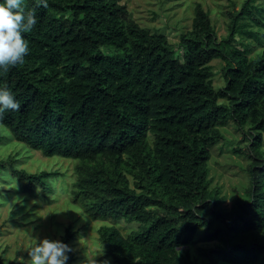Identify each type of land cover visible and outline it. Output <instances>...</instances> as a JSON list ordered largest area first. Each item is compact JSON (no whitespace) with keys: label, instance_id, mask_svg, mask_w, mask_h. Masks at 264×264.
Returning <instances> with one entry per match:
<instances>
[{"label":"trees","instance_id":"16d2710c","mask_svg":"<svg viewBox=\"0 0 264 264\" xmlns=\"http://www.w3.org/2000/svg\"><path fill=\"white\" fill-rule=\"evenodd\" d=\"M255 1L227 12L231 34L221 41L197 2L191 30L175 45L142 27L123 0H48L23 34L24 64L0 71V87L21 106L0 121L11 136L46 156L79 161L72 194L89 218L139 223L128 235L116 225L99 227L115 264H171L203 227L226 242L212 264H264V51L250 56L247 43L234 44L239 19L261 23ZM25 3L35 7V0ZM214 59L226 62L219 90ZM229 119L258 132L247 134L250 148L235 149L252 159L249 202L226 212L210 188L209 160ZM16 163L12 155L0 159V172L8 169L26 192L40 188L48 198V173ZM74 237L68 226L61 240L71 247ZM68 256L73 264L74 252ZM180 263L197 264L188 254Z\"/></svg>","mask_w":264,"mask_h":264},{"label":"rangeland","instance_id":"374dc122","mask_svg":"<svg viewBox=\"0 0 264 264\" xmlns=\"http://www.w3.org/2000/svg\"><path fill=\"white\" fill-rule=\"evenodd\" d=\"M246 0H123L133 14V18L142 27L151 32L164 33L171 43L178 45L181 35L191 30L194 8L197 2L209 11L215 25L218 41L227 39L231 34V17L228 11H240ZM253 8L255 17L241 18L238 24L242 30L236 34L234 44H248V54L256 56L264 51V0H256ZM248 32V33H246ZM178 50V47H176ZM215 73L213 82L217 90L226 86L223 74L226 62L214 59L212 62ZM221 102L228 103L227 98ZM225 139L212 149L209 160L210 188L219 191L223 198L222 207L229 212L237 204L246 206L254 187L250 165L252 159L247 152L238 153L236 148L247 150L252 145L251 137L257 133L252 125L240 129L233 119H229L221 127ZM245 132H248L245 134ZM0 159L14 156L16 165L29 172L44 171L51 190L48 198L38 188L28 193L22 184L16 181L4 169L0 172V264H19V258L30 259L28 249L33 239L37 243L47 238L59 240L68 226L72 227L75 237L70 241L74 252L73 264H85L86 257L96 256L98 262L109 261L115 264L107 254L103 242L99 238L98 229L102 225H116L125 235L137 229L139 223L127 222L123 219H91L84 211L81 203L72 194L73 183L77 179L76 168L79 161L60 156H46L41 151L16 141L9 130L0 123ZM264 136V133H263ZM264 150V143H263ZM131 177L132 183L133 177ZM258 180L260 177L257 173ZM239 198L243 199L238 202ZM209 231L200 229L195 240L188 246L180 247V257L171 264H181L180 258L188 254L197 264H212V255L226 247L225 238ZM103 252L102 255H99ZM98 255V256H97Z\"/></svg>","mask_w":264,"mask_h":264},{"label":"clouds","instance_id":"9594fccd","mask_svg":"<svg viewBox=\"0 0 264 264\" xmlns=\"http://www.w3.org/2000/svg\"><path fill=\"white\" fill-rule=\"evenodd\" d=\"M48 6V0H35L33 8H28L25 0H0V71L6 73L24 64L29 44L23 34L31 32L37 24L35 9ZM20 107L8 87H0V121L6 111H19ZM26 251L30 259L24 261L21 257L19 264H67L72 248L59 240L45 238L39 243L33 239ZM95 257H86L85 264H109L107 260L98 262Z\"/></svg>","mask_w":264,"mask_h":264}]
</instances>
